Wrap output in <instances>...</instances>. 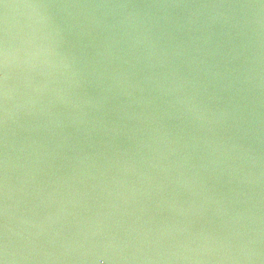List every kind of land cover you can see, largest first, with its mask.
<instances>
[{
  "label": "water",
  "instance_id": "obj_1",
  "mask_svg": "<svg viewBox=\"0 0 264 264\" xmlns=\"http://www.w3.org/2000/svg\"><path fill=\"white\" fill-rule=\"evenodd\" d=\"M0 264H264V0H0Z\"/></svg>",
  "mask_w": 264,
  "mask_h": 264
}]
</instances>
